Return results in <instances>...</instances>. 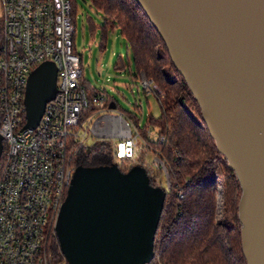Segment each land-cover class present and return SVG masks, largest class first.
<instances>
[{
    "label": "water",
    "instance_id": "95a60500",
    "mask_svg": "<svg viewBox=\"0 0 264 264\" xmlns=\"http://www.w3.org/2000/svg\"><path fill=\"white\" fill-rule=\"evenodd\" d=\"M135 1L240 184L246 264H264V0ZM55 90L53 63L30 72L25 127L37 125ZM108 107L117 111L113 102ZM162 209L163 194L141 164L76 167L55 227L66 263H149Z\"/></svg>",
    "mask_w": 264,
    "mask_h": 264
},
{
    "label": "built area",
    "instance_id": "2783aa9c",
    "mask_svg": "<svg viewBox=\"0 0 264 264\" xmlns=\"http://www.w3.org/2000/svg\"><path fill=\"white\" fill-rule=\"evenodd\" d=\"M74 33L70 0H0V137L6 144L0 162V264H58L49 258L48 239L76 169L74 153L87 146L88 133L118 139L114 159L135 158L141 138L135 127L109 109L106 94H88L80 82ZM45 62L55 66L56 90L37 125L25 127L27 78ZM139 82L147 93L159 91L151 79L140 76ZM88 106L95 111L83 115ZM154 154L168 186L165 164ZM217 188L219 194V182Z\"/></svg>",
    "mask_w": 264,
    "mask_h": 264
},
{
    "label": "trees",
    "instance_id": "16d2710c",
    "mask_svg": "<svg viewBox=\"0 0 264 264\" xmlns=\"http://www.w3.org/2000/svg\"><path fill=\"white\" fill-rule=\"evenodd\" d=\"M70 2L74 23L76 4ZM90 3L103 13L105 26L119 29L132 55L135 73L151 79L159 89L154 92L159 115L150 116L142 128L137 118H132L145 146L164 162L168 177L167 187L150 177V184L163 194V209L155 233L154 255L147 264H246L237 215L240 184L217 151L200 109L171 62L164 42L135 0H90ZM80 82L88 94L103 92L108 103L114 101L104 89L86 86L81 78ZM188 105L196 118L190 114ZM94 111L88 106L83 115ZM150 128L159 129L163 141L158 136L150 139ZM113 145L110 140L97 139L90 145L79 146L73 162L77 168L97 169L117 164L122 171L127 170L132 160L119 159L115 163ZM218 178L223 187L222 219L216 218ZM48 254L52 262L65 261L56 234L48 239Z\"/></svg>",
    "mask_w": 264,
    "mask_h": 264
},
{
    "label": "rangeland",
    "instance_id": "374dc122",
    "mask_svg": "<svg viewBox=\"0 0 264 264\" xmlns=\"http://www.w3.org/2000/svg\"><path fill=\"white\" fill-rule=\"evenodd\" d=\"M76 4L74 47L81 58V80L86 86L104 89L116 102L117 109L129 121L134 131L132 118L136 117L139 128H142L150 116L160 113L159 104L152 92H145L139 82L140 76L135 73L132 55L127 49L124 38L117 27L105 26L104 15L96 10L90 0H73ZM171 74V72H170ZM145 77V76H144ZM190 114L196 118L194 110L188 105ZM97 118L94 116L92 122ZM87 122H84V128ZM157 130L150 128L149 138L156 139ZM97 136L88 133L87 145L97 140ZM113 144L118 139L107 138ZM6 144L0 145V154L5 153ZM135 158L130 165L141 164L147 168L150 177L155 178L163 187H167L165 172L156 164V155L138 138ZM115 163L119 160L115 159ZM220 191L217 195L216 218L222 219V180L218 178ZM216 184V185H217ZM218 189V188H217ZM62 264V263H58Z\"/></svg>",
    "mask_w": 264,
    "mask_h": 264
},
{
    "label": "flooded vegetation",
    "instance_id": "af4514ba",
    "mask_svg": "<svg viewBox=\"0 0 264 264\" xmlns=\"http://www.w3.org/2000/svg\"><path fill=\"white\" fill-rule=\"evenodd\" d=\"M2 144H3V141L1 140V145H2ZM2 155H3V154L0 155V162H1V159H2Z\"/></svg>",
    "mask_w": 264,
    "mask_h": 264
},
{
    "label": "crops",
    "instance_id": "0c3cea01",
    "mask_svg": "<svg viewBox=\"0 0 264 264\" xmlns=\"http://www.w3.org/2000/svg\"><path fill=\"white\" fill-rule=\"evenodd\" d=\"M113 103H115L114 101H112ZM116 109H117V106H116ZM117 112H119V110L117 109Z\"/></svg>",
    "mask_w": 264,
    "mask_h": 264
}]
</instances>
